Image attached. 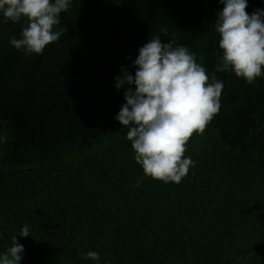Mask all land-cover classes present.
Wrapping results in <instances>:
<instances>
[{
  "label": "trees",
  "instance_id": "obj_1",
  "mask_svg": "<svg viewBox=\"0 0 264 264\" xmlns=\"http://www.w3.org/2000/svg\"><path fill=\"white\" fill-rule=\"evenodd\" d=\"M222 8L72 0L60 14L67 33L31 56L9 43L27 18L0 13V253L17 236L21 264H264V76L215 71ZM260 8L248 0L246 12ZM155 36L187 46L224 83L219 111L185 145L195 165L179 184L145 176L114 119L125 102L115 77L134 74Z\"/></svg>",
  "mask_w": 264,
  "mask_h": 264
},
{
  "label": "clouds",
  "instance_id": "obj_2",
  "mask_svg": "<svg viewBox=\"0 0 264 264\" xmlns=\"http://www.w3.org/2000/svg\"><path fill=\"white\" fill-rule=\"evenodd\" d=\"M72 0H0L5 22L20 23V38L10 45L27 56L42 55L45 47L60 41L68 29L61 27L60 14L68 11ZM223 8L216 13L215 32L222 55L216 72H233L252 84L264 76V8L246 12L248 0H219ZM162 42L159 36L138 49L132 67H121L115 88L125 89L124 103L114 119L128 128L136 162L145 176L165 183L179 184L195 162L185 156V145L194 131H203L220 107L222 80L211 78L203 63L187 46ZM131 59V57H127ZM203 58H201V61ZM142 178L136 181L137 187ZM20 237H30L24 226ZM25 248L12 237V246L0 253V264H21ZM85 259L99 262L100 253L89 251Z\"/></svg>",
  "mask_w": 264,
  "mask_h": 264
}]
</instances>
